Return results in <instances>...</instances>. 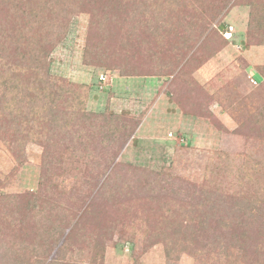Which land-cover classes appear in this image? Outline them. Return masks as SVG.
I'll list each match as a JSON object with an SVG mask.
<instances>
[{
	"label": "rangeland",
	"instance_id": "374dc122",
	"mask_svg": "<svg viewBox=\"0 0 264 264\" xmlns=\"http://www.w3.org/2000/svg\"><path fill=\"white\" fill-rule=\"evenodd\" d=\"M178 1L143 18L138 7L134 23L93 37L112 73L86 59L90 14H75L50 54L67 91L46 100L58 121L46 112L41 131L0 101V264H21L46 233L59 242L38 243L33 264L64 242L56 264H91L95 245L105 247L97 264H263L264 82L251 79L264 46L247 41V0L221 13L217 1ZM14 11L0 10L11 26ZM176 232L195 255L166 257L162 240Z\"/></svg>",
	"mask_w": 264,
	"mask_h": 264
},
{
	"label": "trees",
	"instance_id": "16d2710c",
	"mask_svg": "<svg viewBox=\"0 0 264 264\" xmlns=\"http://www.w3.org/2000/svg\"><path fill=\"white\" fill-rule=\"evenodd\" d=\"M143 1V2H142ZM201 2H212L215 9V1L218 3L219 13L223 9H226L229 4L244 2V0H197ZM14 3V4H12ZM9 9L13 6L15 11L13 15L15 17H20L16 26L8 24L6 21L2 20L0 17V101L9 100L8 104L12 105L11 114L16 116H24V123L28 125L36 123L37 129L41 131L42 125L47 122V109L48 104L46 100L52 101L49 104H53L54 100H58L63 92H66V85L63 79H56V76L51 74V63L50 54L52 50L61 42L67 33V28L70 25L71 18L79 12H87L90 14V38L89 45L86 53V59L89 63L97 66L107 67L109 65H101L100 53L103 50V46L100 47L93 44V37L99 32L102 33L103 30L111 32L112 29L117 32L123 28L124 23L133 22L137 19L133 12H136V8L139 7L141 11L139 16L143 18V15L147 11L156 10L157 12L169 9V11H178V5L182 4V1L178 0H0V10L5 7ZM147 7H146V5ZM168 4V5H166ZM247 4L251 7L250 11V27L248 30L247 41L250 45L264 46V0H247ZM184 7V6H183ZM217 9V7H216ZM218 13V14H219ZM25 17V18H24ZM24 18V19H23ZM23 19V21H22ZM142 20V19H140ZM95 30H99L95 32ZM228 31V27L225 25H220L215 34L221 33L223 35ZM43 34L40 40L36 39L35 34ZM218 36V35H217ZM47 41V42H46ZM226 43V41H225ZM87 62V61H86ZM256 74H254V80L259 83L264 82V66H259L255 68ZM106 72H115V70L109 66L105 68ZM253 79V78H252ZM253 84V82L251 81ZM254 85V84H253ZM255 86V85H254ZM75 93V98L79 99ZM35 97V101L32 102V111L27 115L21 111L20 104L24 102V97ZM42 105L38 106L37 104ZM83 101L79 99L76 107L72 105L75 114L84 117ZM51 109L47 112L50 115ZM73 113V114H74ZM261 114V113H260ZM27 116H31L28 119ZM259 116V114H258ZM89 117V116H87ZM86 117V118H87ZM52 122H57L58 117L53 114ZM30 131L29 136L31 138H41L39 132L32 134ZM122 146V144H121ZM255 202V200H253ZM252 202V203H253ZM251 203L248 207L250 209ZM38 205L35 201L30 204L29 211L35 210ZM259 209V206L256 205ZM255 208V207H254ZM257 211V209L252 212ZM187 227V226H186ZM181 234L183 237L178 239L174 235ZM185 232L184 233H173V235H166L162 242L165 245V254L168 259H173L175 252L180 250L188 251L194 254V252L188 250V242L185 243ZM22 240L21 244L27 243V240L21 237H17ZM152 238L148 237L147 241L152 245L154 243ZM36 242V247L38 243L44 245L45 247H52L57 245L59 241L55 235H49L46 233L40 236ZM34 242V243H35ZM65 243L62 244L57 249V257L47 264H56L60 262L59 253L62 249H65ZM28 245V244H27ZM25 246L23 249H29V245ZM263 244H259V249H261ZM31 247V252H24L22 254L21 264H33V259L36 254V249ZM264 246V245H263ZM1 247V246H0ZM173 247V248H172ZM264 248V247H263ZM95 249L99 250L98 253ZM17 255L19 256V250L16 247ZM15 251V252H16ZM105 251L103 245H95L93 247V253L88 259L91 264H97L98 258ZM257 252V253H258ZM21 253V252H20ZM195 255V254H194ZM104 256V255H103ZM103 256L102 259H103ZM199 264L200 258L196 256ZM61 259V255H60ZM17 262V261H16ZM15 262V263H16ZM217 264H222L219 262ZM264 264V261H263Z\"/></svg>",
	"mask_w": 264,
	"mask_h": 264
},
{
	"label": "built area",
	"instance_id": "2783aa9c",
	"mask_svg": "<svg viewBox=\"0 0 264 264\" xmlns=\"http://www.w3.org/2000/svg\"><path fill=\"white\" fill-rule=\"evenodd\" d=\"M226 36L228 37V39L230 38V33H226ZM251 81L253 82L254 85H257V81L254 79H251Z\"/></svg>",
	"mask_w": 264,
	"mask_h": 264
}]
</instances>
